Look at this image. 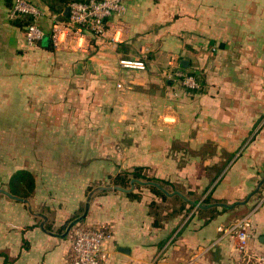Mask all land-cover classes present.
Here are the masks:
<instances>
[{
	"label": "crops",
	"instance_id": "crops-1",
	"mask_svg": "<svg viewBox=\"0 0 264 264\" xmlns=\"http://www.w3.org/2000/svg\"><path fill=\"white\" fill-rule=\"evenodd\" d=\"M30 1L50 49L26 45L0 0V189L21 198L0 192V264H70L77 223L110 228L109 264H264V182L214 213L167 194L179 207L161 210L152 185L134 183L136 197L97 191L69 227L94 187L136 167L196 202L253 190L264 175V0H127L103 35L72 48L52 44L55 14ZM246 214L242 250L218 227Z\"/></svg>",
	"mask_w": 264,
	"mask_h": 264
},
{
	"label": "built area",
	"instance_id": "built-area-1",
	"mask_svg": "<svg viewBox=\"0 0 264 264\" xmlns=\"http://www.w3.org/2000/svg\"><path fill=\"white\" fill-rule=\"evenodd\" d=\"M127 0H70L67 3L65 19L52 15L51 41L55 47H76L84 42L85 33L101 36L106 31L107 20L114 14L123 12ZM41 15L39 8L30 0H12L8 9V18L14 20L27 16L29 23L23 30L26 45H34L44 38V31L38 25ZM82 47V46H80ZM119 64L126 68L144 69L139 60L121 59ZM173 77L189 91L201 88L200 82L190 73L176 71ZM250 215L236 218L226 228L218 227L233 233L238 240V248L244 249L250 235ZM112 237L110 228L106 226H90L77 223L72 228L70 245V264H109L111 252L108 242Z\"/></svg>",
	"mask_w": 264,
	"mask_h": 264
},
{
	"label": "trees",
	"instance_id": "trees-1",
	"mask_svg": "<svg viewBox=\"0 0 264 264\" xmlns=\"http://www.w3.org/2000/svg\"><path fill=\"white\" fill-rule=\"evenodd\" d=\"M69 1L70 0H44V2L46 3L47 7L50 10V12L52 14H55L60 19H65L66 18V15H64L63 12H64V9L67 7V3ZM6 3H7V5L10 8V6L12 4L11 0H6ZM12 21L18 27H21L24 30V27H25V25H27V23H29L30 18L27 17V16H24V17H21V18H16V19H14ZM42 41H38V42H36V44H38L40 47H43V48H46V49H50L51 48V42H50L49 38L47 40V43H45V44H43ZM129 174L131 175L129 177L127 176L128 175L127 173H122V174L116 176V178L114 179V183L117 184V185H120L122 187H126L128 185V181H129L130 177H135V178H138V179H147V180H152V181L158 182L164 188H166V184H168L167 182L162 181L160 179L147 177L146 175L141 173L139 167L134 168ZM20 176L21 177L19 178L18 181L22 182L23 180H25V183L28 184L29 187L31 188L32 187V181H33L32 176L29 173L25 172V171L21 172ZM15 187H17V186L15 185ZM148 187H149V189L152 192H154L155 194L159 195L162 198V201L167 199L166 194H164L161 190H159L155 186L152 185V186H148ZM26 194H27V192H26ZM127 195L136 197L132 192L127 193ZM176 198L178 199L179 197L176 196ZM179 200H180V202H181V204L183 206L185 204H187L186 202L182 201L181 199H179ZM204 201L211 202L213 200H211L210 196L207 195L206 198L204 199ZM154 205H155V203L153 202L151 206L154 207ZM189 206L192 207V205H189ZM155 208H156V206H155ZM208 211L210 213L217 212V210L215 208L209 209ZM222 211H225V209L222 208ZM241 213H243V211H241ZM241 213H239V214H241Z\"/></svg>",
	"mask_w": 264,
	"mask_h": 264
},
{
	"label": "water",
	"instance_id": "water-1",
	"mask_svg": "<svg viewBox=\"0 0 264 264\" xmlns=\"http://www.w3.org/2000/svg\"><path fill=\"white\" fill-rule=\"evenodd\" d=\"M67 11H68V8L66 7L64 9V12L63 14L66 15L67 14ZM264 182V175L261 177V179L258 181V183L256 184V186L253 188V190L251 192H249L244 199L242 200H238V201H235V202H232V203H225V202H212V203H202V202H196V201H193V200H190L188 199L186 196H184L181 192L177 191V190H174L172 192H168L167 190H165L160 184H158L157 182H153V181H150V180H139L137 178H131L130 179V182H129V187L127 188H123L121 186H118L116 184H112V185H102V186H96L94 187L86 196V201H85V205H84V211H83V214L78 217L76 220H74V222H72L69 227H71L74 223L80 221L82 218H84L85 214H86V211L88 209V205H89V200H90V197L92 196L93 193L97 192V191H103V190H119V191H122V192H129L132 190L133 186H134V183H138V184H141V185H153L155 187H157L159 190H161L162 192H164V194H167V195H178L180 196L183 200L189 202L190 204L196 206L197 208H212V207H222V208H225V209H233L237 206H240V205H244L248 200L249 198L255 194L260 185ZM0 192L8 195L9 197L11 198H14V199H18V200H21V198L17 197V196H14L12 194H10L8 191L6 190H3V189H0ZM261 241L264 242V236H261L260 238Z\"/></svg>",
	"mask_w": 264,
	"mask_h": 264
},
{
	"label": "rangeland",
	"instance_id": "rangeland-1",
	"mask_svg": "<svg viewBox=\"0 0 264 264\" xmlns=\"http://www.w3.org/2000/svg\"><path fill=\"white\" fill-rule=\"evenodd\" d=\"M138 187V186H137ZM168 189H170V186H168ZM160 205V207L162 208L161 210H168V209H172V210H176L179 207V202L176 200H165V201H159L158 203ZM168 212V211H167Z\"/></svg>",
	"mask_w": 264,
	"mask_h": 264
}]
</instances>
